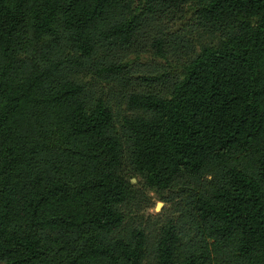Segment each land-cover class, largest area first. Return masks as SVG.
<instances>
[{
    "label": "trees",
    "instance_id": "obj_1",
    "mask_svg": "<svg viewBox=\"0 0 264 264\" xmlns=\"http://www.w3.org/2000/svg\"><path fill=\"white\" fill-rule=\"evenodd\" d=\"M186 5L199 50L158 24ZM126 167L174 204L154 264H264V0H0V262L148 264Z\"/></svg>",
    "mask_w": 264,
    "mask_h": 264
},
{
    "label": "rangeland",
    "instance_id": "obj_2",
    "mask_svg": "<svg viewBox=\"0 0 264 264\" xmlns=\"http://www.w3.org/2000/svg\"><path fill=\"white\" fill-rule=\"evenodd\" d=\"M192 11L193 7L186 5L180 12L174 13L173 11L169 13V15L161 17V19L158 20V24L165 27L166 30L172 34L189 37L194 43L196 50H199L202 45L209 44L212 38L203 30L204 28L199 27ZM128 63L138 70V74L146 75L155 74L153 72L180 71L183 59L174 61L170 57L167 59L158 58L148 49L141 53L130 54L128 56ZM81 80L83 82L95 84V87L99 90L104 89L105 91H112L110 105L114 117L113 129L118 131L122 123V118L133 113L122 99L119 91L120 87L117 85L113 86L110 83H103L90 75H83ZM124 174L132 190H137L141 194L142 200L140 201L138 198L140 195L136 196L129 203H125L121 209L126 215V222L128 225H141L144 228L151 242L148 250L149 259H147V262L148 264H154L151 252L154 246L153 240L161 223L167 218L175 217L174 204L161 198L162 196H167L169 193L161 194L160 192L146 188L143 178L133 173L130 167L124 169ZM0 264L4 263L0 262Z\"/></svg>",
    "mask_w": 264,
    "mask_h": 264
}]
</instances>
